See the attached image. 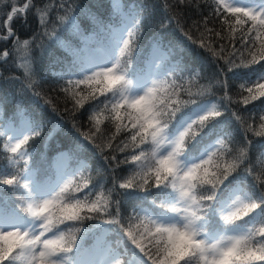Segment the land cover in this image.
Masks as SVG:
<instances>
[{"label": "trees", "instance_id": "obj_1", "mask_svg": "<svg viewBox=\"0 0 264 264\" xmlns=\"http://www.w3.org/2000/svg\"><path fill=\"white\" fill-rule=\"evenodd\" d=\"M102 1L0 0V97H19L23 89H27L38 96L30 99L37 102L42 120L36 119L34 114L31 115L36 122H48L49 126L46 125L45 133L51 131L52 136L58 134L60 137L63 136L64 144L77 150L79 139H74L71 133V129H76L96 146L98 169L94 185L102 191L103 198L100 200L95 195L92 197V203H97L98 207L106 205V211L114 212L121 208L122 199L127 196L126 190L120 187L121 184L133 180V186H140L144 180L147 182L152 180L151 175L144 174L149 170L141 167L143 160L140 162L133 160L142 144L138 139L132 140L134 133L125 119L115 113L112 114L108 105L105 107L108 96H98L100 92L98 88L71 85L57 79L48 81L43 79L45 64L50 61L56 50L60 48L62 49L60 53L72 52L77 48L81 35L87 32L95 35L103 33L109 20L105 16ZM138 1L147 4L151 2L153 8L157 6L155 2L161 1L157 11L162 13L165 10L169 17L171 9L170 19L177 34H181L182 40L189 39L193 45L199 46L195 51L202 59L204 67L200 69L198 77L182 83L177 88L178 98L184 101L202 93H215L221 96L225 111L221 117L228 116L226 120L237 130L233 138L231 136L226 138L225 151L213 160L214 167L207 180L212 179L214 173L219 176L217 166L230 169L229 171L239 168L247 174L244 182L252 180L258 187L255 189L256 192L264 196V163L258 159L256 153V137L264 132V95L261 94V89L255 90V87H251L253 92L250 94L247 89L251 85L244 82V74L237 72L245 64L249 65L247 61L252 59L250 51L257 52L261 40H264L262 35L260 39L256 38L258 35L256 31L245 35V32L251 29V24L248 22L243 25L237 24L238 19L234 14L223 13L210 0ZM25 4L28 6L21 11ZM14 7L19 9L8 22L12 30V35L9 36L10 31L8 32L4 22ZM153 8L151 7V10ZM80 17L87 18L80 24L83 33L76 37L72 33L79 30V25L76 24ZM155 18L160 19L157 15L152 16V22ZM116 23V20L111 18V24ZM143 27L144 22L138 27L139 36L136 42L131 43L124 55V60L128 63L136 62L138 58ZM157 28L158 25H153L152 31ZM14 36L18 38L15 42ZM163 36L166 45L173 47L172 40ZM177 38L174 33L173 40ZM24 41H28V44L25 45ZM6 48L10 53L8 59L1 56L2 50ZM194 68L199 69L198 61H195ZM250 96L256 98L248 99L245 103V98ZM92 109L97 111L90 114L89 111ZM204 135L205 133L200 131L196 136L198 141H201ZM109 144L111 147H108ZM202 188L207 190V194L211 192V184H203ZM84 190L86 192L87 189ZM3 191L7 193V189ZM87 209L85 207L82 212H88ZM96 213L100 215L102 210ZM127 216L128 211L118 215L123 222H126ZM261 224L263 225L264 221ZM146 245L147 251L152 249V244L148 241Z\"/></svg>", "mask_w": 264, "mask_h": 264}, {"label": "clouds", "instance_id": "obj_2", "mask_svg": "<svg viewBox=\"0 0 264 264\" xmlns=\"http://www.w3.org/2000/svg\"><path fill=\"white\" fill-rule=\"evenodd\" d=\"M8 55L7 52L4 53ZM128 61L116 58L113 67H104L100 71H93L92 77L95 80L99 74L97 84L98 90L103 94L105 91L112 92L114 97H118L116 104L122 100L131 103L137 102L138 107L135 119L141 129L150 130V143L152 150L147 155L141 152L140 156L134 157V161H140L141 157L146 158V163L141 167L146 170L159 169L161 163L170 161L172 164L171 174L161 171L160 175L165 177L164 187L175 191L180 202L184 205V211L179 213L182 222L163 223L152 217H146L143 225L152 232V249L150 254L139 250L152 260V264H253L254 261H264V243L259 247H254L253 239L255 232L249 230L239 234L222 235L214 242H209L203 238L204 229L200 223L206 218L207 212L211 209V203L215 195L207 194V190L202 188L204 180L199 182V191H192L193 186L188 182L193 178L190 173L198 164L189 167L184 166L182 157L190 144L199 134L193 131V126L197 123L208 120L209 115H201L196 120H192L180 130L174 138L169 137L168 130L170 124L175 120L177 113L181 111L184 103H195V101L183 102L172 107L164 99L153 95V85L147 87L142 94L131 95L129 88L131 80L128 77ZM109 74L112 79H106L105 74ZM264 91V87L260 88ZM215 115H220L216 112ZM168 151H164L165 149ZM239 159V158H237ZM235 167V165H233ZM217 172L212 176V180L223 183L229 177V170L217 166ZM146 184L147 181L144 180ZM161 187V184H156ZM123 188V184L120 185ZM215 185H211V189ZM80 200L71 193L59 187L52 195L39 200H29L24 212L33 220L38 221V230L33 231L15 228L14 230L0 231V264L7 260L8 264H69L70 254L73 252L79 228L69 227L67 230L61 229L66 221H71L68 217L75 210L74 206H79ZM259 205L250 202L248 198L235 200L227 215L221 216L225 226L231 227L250 216ZM170 211L177 212V205L172 206ZM93 217L83 216L78 219L81 222ZM264 232V228H261ZM47 233H53L52 238H44ZM135 238H131L132 242ZM66 241L64 247L67 251H60L58 246L53 248L56 241ZM134 243V242H133ZM135 244V243H134ZM154 250V251H153ZM186 253H190L185 256ZM184 257V259H182Z\"/></svg>", "mask_w": 264, "mask_h": 264}, {"label": "snow or ice", "instance_id": "obj_3", "mask_svg": "<svg viewBox=\"0 0 264 264\" xmlns=\"http://www.w3.org/2000/svg\"><path fill=\"white\" fill-rule=\"evenodd\" d=\"M27 6L28 5H25V7H27ZM228 7H229L230 11H232L234 13H241L243 15V17H245L248 20L252 21L251 29H248L245 32V35H250L252 31H256L258 33V35L256 37L257 39H260V35H264V11L257 12V11H253L251 9H246V8H242V7H233L231 5H228ZM20 10L23 11V9H20ZM12 11H13V13H15L17 10L13 9ZM9 19H11V17H9ZM61 19H63V17H61ZM236 23L239 24V25H243V24L246 23V20L238 19L236 21ZM129 35L131 36V33H129ZM242 43H243V39H242ZM24 44L27 45L28 41H24ZM124 47L125 48L129 47L127 42H124ZM245 47H246V45H245ZM216 54L219 55V53H216ZM250 55L252 56V59L250 61H247L248 64L257 63L259 59H264V40H261L260 47L257 49V52L256 53H252L250 51ZM242 63H243V59H242ZM232 66H239V65H232ZM244 66H247V65L245 64ZM98 76H99V74L97 73V77ZM105 78L106 79H112V77L109 74H107V73L105 74ZM88 79L89 80H93V77H89ZM261 79H264V74L261 75ZM83 82L84 81H76V82L69 81L70 84L83 83ZM97 82H98V80H97ZM259 87L260 88L264 87V84L259 85ZM65 91H67V89ZM247 91L251 94L253 92V89L252 88H248ZM261 94L264 95V91H262ZM255 98H256L255 96L246 97L245 98V103H247L248 99H255ZM77 103H79V101ZM125 104H127L130 108H137L138 107V103L137 102L131 103L129 105L128 101H126V100H122L119 103V105H117L116 102H115L114 106L119 108V107H123V105H125ZM105 107H107V105H105ZM213 108H215V105H213ZM215 113L216 112H212V113H209V115H215ZM199 116H201V115H199ZM117 118H119V117H117ZM197 118H195L193 120H196ZM133 121L134 122L132 123V127L136 128V126L138 124V121L135 119V117H133ZM204 122L205 121L200 122L199 124L203 125ZM142 130H143V132H147L148 131L146 128L142 129ZM117 131H119V128L117 129ZM138 134L139 133H136V134L132 135V140L133 141L136 140V137H137ZM144 141H145V137L143 135H141L139 142L140 143H144ZM17 147H19V145H17ZM108 147H111V144H109ZM13 151H15V149H13ZM134 157H138V156H133V158ZM199 167L200 166H197L195 169H193V171H192V173H190V175H192L196 171V169L199 168ZM161 171H167V172H169V174H171V171H172L171 162L170 161L162 162L161 163V167L155 171L156 184H162L165 181V179H166L165 177H162L160 175ZM142 179H143V177H142ZM217 182H219V181L212 180V179L205 180V183H208V184H211V185H215V187L211 189V192H213L214 195H215V199H216V184H217ZM2 183L10 185V184L13 183V180L12 179H4L2 181ZM140 186L143 187V184H141ZM85 187H87V185H85ZM131 187H133V180H129V181L123 183V188L124 189H128V188H131ZM261 204H264V200H261V202L258 204L259 207L261 206ZM161 206L163 207L164 205H161ZM85 207L88 208L89 212H100L101 210H106V205L98 207L97 203H92L91 205H88V204H86V203L81 201L78 207L74 206L75 210L68 217V219L69 220H78L80 218V213L84 210ZM110 222L116 223V224H120V221H115L114 220V221H110ZM0 231H7V230H0ZM127 232H128V236L130 238H135L133 240V242L137 245V247L141 248L144 253L150 254V250L151 249H148V251L145 252V247L141 246V242L147 240L148 243L151 244V237H152L153 233L148 231L146 225H143V222L141 224H136L134 228L132 226H129ZM134 232L136 234H134ZM258 234L261 237H264V232H261V229L259 230ZM65 243H66V241H63V240L56 241L55 244L52 245V247L55 249L58 246L60 251H67V249L64 247ZM189 254L190 253H186L185 256H187ZM182 259H184V257H182ZM117 264H123V262L122 261H117ZM153 264H154V262H153Z\"/></svg>", "mask_w": 264, "mask_h": 264}, {"label": "rangeland", "instance_id": "obj_4", "mask_svg": "<svg viewBox=\"0 0 264 264\" xmlns=\"http://www.w3.org/2000/svg\"><path fill=\"white\" fill-rule=\"evenodd\" d=\"M244 8L246 9H251L253 11H264V2H257L256 4H252L248 1H245L244 3ZM264 37V35H263ZM94 86L99 87V85L97 84V82L93 83ZM202 111H212L210 106H204L202 109ZM92 111H94V109H92ZM94 114V113H92ZM25 123V121H24ZM183 125H181L180 130H182ZM139 133V132H138ZM176 135V134H175ZM175 135H170V139L174 138ZM140 137V134L137 135V138ZM18 138L15 137V134L12 135V139L11 140H17ZM22 142H13L11 141V148L12 150L15 149V151L17 153L20 154V156H22L21 154L23 153V150H21L20 146H21ZM17 145H19V147H17ZM25 153V150H24ZM184 166L186 167V165L184 164ZM67 173H62V180H60L57 185L51 189L49 192H46L42 195L36 193V187L35 185H33V178H31L32 174L31 173H26L25 178L29 187V198L28 200H39V199H44L50 195H52L56 189L58 188V186L60 185L61 182H66L67 179H64L66 177ZM237 191V189H234L231 193L230 199L226 200L224 203H222L218 209V213H221V215H227L228 211L231 209V205L232 203L235 202V200L238 199H243L245 198V196L243 195H235V192ZM171 200H172V204L173 206L177 205V212L178 213H173L171 217H167L162 219L160 222L163 223H172V222H182V218L181 215L179 213H182L184 211V205L182 202H180L179 200V196L178 194L173 191L172 192V196H171ZM180 215V216H179ZM16 220L13 218V215H9L8 213L5 212H0V230H14L15 228H20L23 230H33V231H37L38 230V221H35L33 219H31L29 216H27L26 220H22L20 218L15 217ZM204 224V221H202L200 223V227H202V225ZM248 230L239 228V227H232L229 230H227V232L224 234H239V233H244L247 232ZM53 233H47L44 238H52ZM221 236L219 237H215L214 239H207L209 242H214L217 239H219ZM203 238H205V235L203 234Z\"/></svg>", "mask_w": 264, "mask_h": 264}]
</instances>
